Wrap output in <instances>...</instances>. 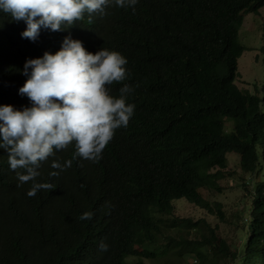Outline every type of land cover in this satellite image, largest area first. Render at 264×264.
<instances>
[{"label": "trees", "instance_id": "16d2710c", "mask_svg": "<svg viewBox=\"0 0 264 264\" xmlns=\"http://www.w3.org/2000/svg\"><path fill=\"white\" fill-rule=\"evenodd\" d=\"M262 6L264 0H138L133 11L111 4L71 30L41 28L35 41L22 37L25 21L0 11V106L31 107L19 93L31 74L25 62L55 54L78 31H85L87 51L126 58L128 78L108 87L119 97L130 85L126 102L135 105L99 161L77 158L56 177L40 175L38 182L55 189L33 197L16 190L12 199L18 195L23 205L8 221L0 217V264H264V82L258 93L235 83L246 49L238 39L243 15ZM260 51L264 73V44ZM4 152L0 189L9 192ZM227 153L239 156L248 175L238 245L203 217L173 213L172 202L184 199L224 220L221 205L200 190H222ZM85 211L94 213L91 220L78 219Z\"/></svg>", "mask_w": 264, "mask_h": 264}, {"label": "clouds", "instance_id": "9594fccd", "mask_svg": "<svg viewBox=\"0 0 264 264\" xmlns=\"http://www.w3.org/2000/svg\"><path fill=\"white\" fill-rule=\"evenodd\" d=\"M138 0H0V11L15 21H25L23 38L35 41L41 28L53 32L71 28L78 21L90 20L114 4L132 8ZM84 32L64 38L61 48L42 58L25 62L24 74H31L19 89L32 106L16 110L11 105L0 106V148L10 166L13 186L9 192L0 189V217L11 216L19 203L16 190L29 197L37 192L55 189L50 182H38L40 175L56 177L72 166L77 158L99 161L103 150L117 129L126 128L134 114L135 105L127 103L134 89L124 84L119 97L110 94L109 87L128 78L126 58L118 51H87ZM67 154H72L68 159ZM63 155L66 160L60 159ZM81 161V160H78ZM49 163L51 169L44 170ZM42 168V171H40ZM15 186V187H14ZM94 213L85 211L79 220H91ZM4 224L0 229L4 230ZM101 251L108 245L101 242Z\"/></svg>", "mask_w": 264, "mask_h": 264}, {"label": "rangeland", "instance_id": "374dc122", "mask_svg": "<svg viewBox=\"0 0 264 264\" xmlns=\"http://www.w3.org/2000/svg\"><path fill=\"white\" fill-rule=\"evenodd\" d=\"M263 21L264 6L260 7L258 13L244 14L242 25L238 31V39L246 49L238 58L239 76L235 83L239 88L250 93H258L264 82L260 51L264 44ZM225 126L230 128L229 123H226ZM223 171L224 177L218 180V185L222 189L220 192H211L206 189H201L200 192L206 199L221 205L224 220H220L216 215H211L184 199L172 202L173 213L177 216L192 217L193 219L203 217L215 227L219 237L238 245L240 244L239 237L244 231V228L239 227L240 218L246 215L247 212L244 210L250 203V195L242 186V182L248 175L241 171L239 156L235 153H227V166ZM231 249L233 248L231 247ZM145 262L152 264L147 260Z\"/></svg>", "mask_w": 264, "mask_h": 264}]
</instances>
